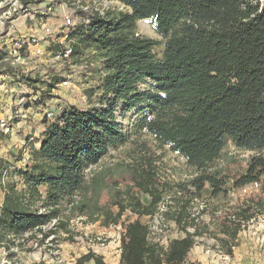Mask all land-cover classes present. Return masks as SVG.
<instances>
[{"label":"trees","instance_id":"obj_1","mask_svg":"<svg viewBox=\"0 0 264 264\" xmlns=\"http://www.w3.org/2000/svg\"><path fill=\"white\" fill-rule=\"evenodd\" d=\"M118 1L129 10L109 12L105 19L78 26L71 37L70 60L88 49L101 56L106 74L97 97L100 107H70L47 125L41 149L33 151L32 163L19 173L23 187L14 179L4 182L6 167L0 161L4 192L0 247L10 248L16 239L27 242V233L31 238L37 239L38 233L46 237L42 228L60 215L109 227L120 224L129 211L137 219L122 223L119 264H183L201 234L187 229L196 225L194 200L207 185L212 195L224 192L221 172H211L209 165L226 146L232 143L239 150L255 152L245 172L234 178L236 188L264 176V8L260 12L255 0ZM147 19L155 20L162 36L161 58L154 53L161 42L136 34L137 22ZM19 80L34 87L35 81L28 77ZM145 80L152 82L148 91L139 88ZM143 105L152 118L148 121L144 116L140 129L196 168L198 173L189 183L160 180L161 158L146 143L135 145L139 156L128 163L101 164L111 147L127 141L117 108L130 111ZM91 167L96 169L86 175ZM124 170L131 172L133 185L121 190L111 181ZM104 193L110 198L107 204L101 203ZM166 194H172L171 220L185 236L169 240L165 249L149 240L150 226L142 218L154 217ZM263 200L239 209L230 225L223 227L225 234L234 241L242 224L255 217L251 211L263 207ZM40 206L49 212L40 213ZM57 229H66V224L59 220ZM220 240L232 254L234 244L228 247L225 239ZM91 261L106 264L93 251L78 263Z\"/></svg>","mask_w":264,"mask_h":264},{"label":"rangeland","instance_id":"obj_2","mask_svg":"<svg viewBox=\"0 0 264 264\" xmlns=\"http://www.w3.org/2000/svg\"><path fill=\"white\" fill-rule=\"evenodd\" d=\"M14 1L0 0V72L3 73L0 76V93L4 94L1 99H10L9 101H0V112L5 113L7 106L11 104L13 107H18V99L24 93V87L26 86L24 82H20L19 77H28L35 81L32 88L40 92L39 99L36 102H30L22 106L25 116H20V118L27 119V125L30 123L34 124L33 121H35L36 126H41L39 129L41 134L48 124L53 123L48 120L45 113L58 106L56 102L58 99L65 105L69 104L71 107L80 110L99 108L100 103L97 97L102 93L99 87L106 71L101 56L94 50H85L82 55L74 57L70 61H64L54 58L55 45L41 41L39 46H30L29 49L23 50L25 57L23 63H14L13 59L7 56L11 39L6 35V29L9 24L6 22V16H10L9 12ZM54 2L56 0L23 1L25 7L27 6V9L32 13H38ZM63 3L64 5H62ZM62 4L58 5V9L71 5L72 0H63ZM27 19L24 15L16 19L17 34L25 37L29 34L42 35L40 21L28 20L30 21L28 22ZM61 22L58 21V24L54 25L50 21L49 24L57 29ZM139 23L140 21L136 24L137 35L161 42L154 49L156 56L161 58L163 39L156 34L155 20L152 19L154 34L144 31ZM25 29L27 32H25ZM13 74H16L17 77H14ZM64 80H69L70 85L68 87H58ZM3 84H7L9 88L3 87ZM151 86L152 82L145 80L139 85V88L140 90L148 91ZM18 109L14 108L13 114L15 117V111ZM116 112L119 113L117 121L120 124L122 133L127 137V141L123 146L111 147L102 159V165L123 161L128 163V161H131L130 158L139 156L138 146L135 145L146 143L149 148L155 151L156 158H161L163 165L172 171L175 176L174 183H189L198 173L196 168L188 165L183 156L172 152L168 147H160L153 136L140 129L142 119L149 113L148 106H138L130 111H124V107L121 106L117 108ZM9 114H12V112ZM38 114L39 116H35ZM19 122L16 121L15 124ZM5 140L3 139V144L0 143V154L2 156L7 157L11 162L12 159L26 157L22 152V148L19 147V143L10 146ZM261 153L264 154V150ZM254 154L255 152L239 150L232 143H229L221 157L209 165L211 172H221L219 177L225 180L224 192L219 195H212V190L207 185L201 197L194 200L192 218L195 219L196 225H189L187 229L191 233L198 229L201 234L195 237L196 247L190 251L183 264H213V260L215 258L218 259L213 256L214 251L222 250L226 252V247L225 249L223 248L220 239H225L228 242V247L234 244L231 254L233 258L229 264H264V203L262 208L251 211L255 217L248 223L242 224L234 241L229 235L225 234L223 229L224 226L231 223L228 216L234 218L239 209L246 207L249 203H256L259 199H264V176H261L258 182H254L258 184V189L246 191V186L239 188L234 186V178L245 172L248 161ZM11 162L7 161L5 166H10ZM92 169H96V167L86 169L85 174L89 175ZM17 176L16 172H12L8 177V181L11 179L18 181ZM131 177V172L124 170L121 176H117L111 183L116 181L117 187L125 190L128 185H133ZM42 190L43 192L45 191L44 189ZM104 195L103 200L101 198V203L107 204L110 198L107 193H104ZM167 196H172V194H166L164 198ZM63 205V208H66V202ZM165 208L167 216L166 214L164 215L166 227L164 228L163 234L165 235L163 236L167 237L168 240L183 238L185 236L184 231L171 220L170 205L165 203ZM113 210L118 211V208L113 207ZM65 213L68 214V210H65ZM59 218L66 224V229H57V232L46 230L47 233H55L56 235L58 242H53L52 246L43 241L36 246V237L31 238L29 233L25 236L26 239H29L27 242L25 239H16L15 245H11L10 248L0 247V249H4L8 257L19 264H79L78 260L90 251L101 256L106 264H119L121 259V237L124 232L122 223L136 220L137 216L127 211L122 217L121 223L116 225L117 227H103L99 222H85L86 218L77 216H73L69 220L62 215ZM147 221L148 225H152L154 217L142 218V222L146 223ZM154 231L157 232V230ZM99 238L101 241L98 240ZM87 239L96 240L94 248H89ZM213 239H217L218 242H214ZM102 242L105 243V246L100 245ZM62 244L63 247H61ZM62 251L67 255L66 258L62 257L63 254L61 255L60 253ZM200 253L203 256L205 255L206 258L201 257ZM90 263L92 264L93 261ZM90 263L86 262L84 264Z\"/></svg>","mask_w":264,"mask_h":264},{"label":"built area","instance_id":"obj_3","mask_svg":"<svg viewBox=\"0 0 264 264\" xmlns=\"http://www.w3.org/2000/svg\"><path fill=\"white\" fill-rule=\"evenodd\" d=\"M36 1V0H35ZM56 2L50 4L45 9L40 10V12L32 13L25 7L22 0H15L12 4L10 16H6V22L9 23L6 29V35L11 39V45L9 46L8 57L13 59L14 63H23L25 57L23 55V50L26 48L29 49L30 46H39L41 41H46L50 45H57L59 49L54 52V58L59 60H70L73 49L71 46V37L75 32L78 26L87 27L91 25L92 21L96 18H107L109 12L113 11H128L129 8L126 7L118 0H72L71 5H67L63 10L62 22L57 27H52L49 24V21L52 17H55L57 7L62 3ZM255 3L259 5L260 12L264 8V0H255ZM24 15L30 20L40 21L41 24V34H29L27 37L19 36L17 34L18 28L16 27L15 21L18 17ZM70 85L69 80L62 81L58 87H68ZM40 92L35 90L30 86L24 87V93L18 99L17 105L19 109L16 111V117L25 116L22 110V106L29 104L30 102H36L39 99ZM57 107L53 110H48L45 115L48 120L55 122L65 111L68 109V106L65 105L61 100H57ZM116 117H119V113L116 112ZM147 120H151L152 115H146ZM15 115L5 114L0 118V131L8 135L12 132V123L14 122ZM186 160V159H185ZM159 170H158V178L162 181H171L174 183L175 176L172 171L165 167L162 163V160L158 162ZM246 191H250L253 189H258L257 183H251L246 185ZM196 200V199H195ZM165 203L167 205H172L173 201L171 196H167L163 199V201L159 204L157 213L154 215V221L150 226V234L149 240L155 243H159L165 249L168 246L169 240L167 237L163 236L165 226V218L164 213L166 211ZM40 213H48L49 210L47 208H43L40 206ZM148 219V217H146ZM229 220L232 218L229 217ZM148 225V221L146 222ZM59 225V219H53L47 225H45L42 229L44 232L46 230H57ZM154 230H157L154 231ZM29 233L26 234V236ZM101 241V239H98ZM45 242L52 246L53 242H58L56 240V235L49 234L45 237L44 234H37V243L36 246L39 245V242ZM214 242H218L217 239H213ZM94 244H96V240L87 239V245L89 248H94ZM101 246H105V243L102 242ZM196 245V244H195ZM196 247V246H194ZM221 248V247H220ZM222 249V248H221ZM89 252V251H88ZM214 257H217L219 264H229L232 261L233 256L225 251L219 250L214 251ZM216 259V258H215ZM0 264H19L18 262L10 259L5 252L2 257H0Z\"/></svg>","mask_w":264,"mask_h":264},{"label":"crops","instance_id":"obj_4","mask_svg":"<svg viewBox=\"0 0 264 264\" xmlns=\"http://www.w3.org/2000/svg\"><path fill=\"white\" fill-rule=\"evenodd\" d=\"M57 2H61L60 0H58ZM62 4V3H61ZM60 4V5H61ZM62 5H64V3L62 4ZM59 7V6H58ZM58 7L56 8L57 9V11H56V14H55V17H52L51 19H50V21H51V24H58V21H60L61 22V20H62V16H63V10H64V6L63 7H61V9L59 8L58 9ZM66 7V6H65ZM60 16V17H59ZM28 20H30V19H27V21ZM49 21V22H50ZM28 22H30V21H28ZM53 26V25H52ZM25 32H27L26 31V29H25ZM14 80V79H13ZM7 87V88H9V86L7 85V84H3V87ZM18 86V85H17ZM11 88V87H10ZM3 89H5V88H3ZM6 92H7V89H6ZM3 93H0V101L1 100H5V101H9L10 99L9 98H7V99H1V97H3ZM8 95V94H7ZM11 96H14V95H11ZM68 107L70 106L69 104L67 105ZM8 108L6 109V114H9V113H13L14 112V108L15 109H18V107H13V105L11 104V105H9V106H7ZM71 107V106H70ZM39 111V110H38ZM16 112V111H15ZM5 113H1L0 112V115H4ZM35 116H39V114L38 115H35ZM1 118V117H0ZM16 121H20L18 124H15V122ZM27 119H22V117L20 118V117H15V120H14V122H13V124H12V132L10 133V134H8V135H5V134H3L1 131H0V143H2L3 144V139H6L5 141H7L8 142V144L10 145V146H12V145H15V144H17V143H19V147H21L22 148V152L24 153V155H26V157L24 156V157H22V159L21 158H18V159H12V162L10 161V159L8 160L7 159V157H5V156H2L1 154H0V161H2L4 164H6L7 163V161H9V162H11L10 163V166H5L6 167V175H5V177H4V181L6 180V181H8V177H9V175H11L12 174V172H16V175H18L17 177H18V181H19V187L21 188V187H23L22 186V178H21V176L19 175V173L21 172V171H26L27 169H28V167L30 166V164L32 163V158H33V155H32V153H33V151H35V150H40L41 149V146H42V140H43V133L41 134V132L39 131V129L41 128V126L40 127H38V126H36L35 124V121H33L34 122V124L33 123H30V124H28L27 125ZM40 132V133H39ZM43 132V131H42ZM7 160V161H6ZM5 181V182H6ZM42 189H44V190H46V187L45 186H42V187H40V190L43 192V190ZM105 195L103 194L102 195V200H103V197H104ZM149 198V197H148ZM3 200H4V192H3V190L0 188V212H1V208H2V205H3ZM117 227V226H116ZM61 247H63V244L61 245ZM1 251H0V257H2L3 255H4V253H5V250L4 249H0ZM61 253V255L63 254V258H66L67 257V255L66 254H64V251H62V252H60ZM199 255H201V253L199 254ZM65 256V257H64ZM201 257H203V258H206V256L204 255H201ZM91 264V263H90ZM92 264H94V263H92ZM214 264V263H213Z\"/></svg>","mask_w":264,"mask_h":264},{"label":"bare ground","instance_id":"obj_5","mask_svg":"<svg viewBox=\"0 0 264 264\" xmlns=\"http://www.w3.org/2000/svg\"><path fill=\"white\" fill-rule=\"evenodd\" d=\"M139 25L144 31H146V32H148L150 34H154L155 33L154 29L152 27V20L151 19L142 20V21H140ZM103 249H107V248H103ZM213 262L216 263V264H219L217 259H214Z\"/></svg>","mask_w":264,"mask_h":264},{"label":"water","instance_id":"obj_6","mask_svg":"<svg viewBox=\"0 0 264 264\" xmlns=\"http://www.w3.org/2000/svg\"><path fill=\"white\" fill-rule=\"evenodd\" d=\"M151 20H152V19H151ZM156 34L159 35L157 32H156ZM161 38H162V36H161Z\"/></svg>","mask_w":264,"mask_h":264}]
</instances>
